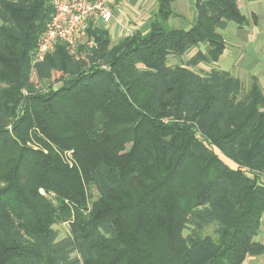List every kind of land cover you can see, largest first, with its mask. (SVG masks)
I'll return each mask as SVG.
<instances>
[{"label": "trees", "instance_id": "16d2710c", "mask_svg": "<svg viewBox=\"0 0 264 264\" xmlns=\"http://www.w3.org/2000/svg\"><path fill=\"white\" fill-rule=\"evenodd\" d=\"M173 1L144 31L93 27L94 47L32 63L50 0H0V264L264 254V82L215 66L221 30L247 20L237 0H195L190 26H169Z\"/></svg>", "mask_w": 264, "mask_h": 264}, {"label": "crops", "instance_id": "0c3cea01", "mask_svg": "<svg viewBox=\"0 0 264 264\" xmlns=\"http://www.w3.org/2000/svg\"><path fill=\"white\" fill-rule=\"evenodd\" d=\"M241 13L247 23L237 25L238 41L225 46L222 54L215 62L220 69L231 71L232 75L264 76V0H237ZM113 7L114 17L107 27L110 34L113 28L122 25L131 29L146 30L156 10L157 0H109ZM175 11L172 24L177 28L187 29L195 11V0H174ZM171 21V20H170ZM117 25V26H116ZM200 48L203 49V46ZM194 50L191 52V54ZM189 56L184 55L183 60ZM209 63H200L199 71H208ZM241 264H264V254L248 255Z\"/></svg>", "mask_w": 264, "mask_h": 264}, {"label": "built area", "instance_id": "2783aa9c", "mask_svg": "<svg viewBox=\"0 0 264 264\" xmlns=\"http://www.w3.org/2000/svg\"><path fill=\"white\" fill-rule=\"evenodd\" d=\"M50 2L53 13L38 38L34 61H42L58 43L65 44L72 53L81 45L88 49L94 47L95 42L87 35L88 29L110 24L114 17L109 0H50ZM122 28L125 35L132 33L129 27Z\"/></svg>", "mask_w": 264, "mask_h": 264}, {"label": "rangeland", "instance_id": "374dc122", "mask_svg": "<svg viewBox=\"0 0 264 264\" xmlns=\"http://www.w3.org/2000/svg\"><path fill=\"white\" fill-rule=\"evenodd\" d=\"M172 18L173 17H170L169 20H168V23L167 24L169 26H173V24H172V20L173 19ZM132 30H134V29H132ZM235 30H237V26L232 21H229L228 24H227V26H226V28L223 29V30H221L224 38L226 39V44L227 45H230V43H233L235 41H238V38L236 36L237 31H235ZM124 35H125V32H124V30H123V28H122L121 25L118 26V27H116L115 29L113 28V32L111 33L112 43H115L119 38H121ZM169 61L171 63L177 62V60L174 59L173 57H169ZM34 62L35 61L33 60L32 63H34ZM201 71H204V70L201 69ZM250 76L251 75H249V76H247V75H243V76L237 75V77H239L242 80V83L245 84V85L248 84ZM257 77L259 78V80H260L261 83L264 82V76L263 75H259ZM55 227L58 228L60 237L65 236V234H68V232H69L68 231L69 230V226H68V223L67 222H63V223L57 224ZM255 238H256V240L264 243V215L262 216L261 226H260V229H259V233H258V235Z\"/></svg>", "mask_w": 264, "mask_h": 264}]
</instances>
